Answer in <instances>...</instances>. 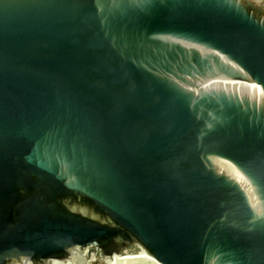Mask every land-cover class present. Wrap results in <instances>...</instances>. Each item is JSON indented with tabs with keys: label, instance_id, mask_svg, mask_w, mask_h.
<instances>
[{
	"label": "water",
	"instance_id": "95a60500",
	"mask_svg": "<svg viewBox=\"0 0 264 264\" xmlns=\"http://www.w3.org/2000/svg\"><path fill=\"white\" fill-rule=\"evenodd\" d=\"M0 264H264V0H0Z\"/></svg>",
	"mask_w": 264,
	"mask_h": 264
}]
</instances>
